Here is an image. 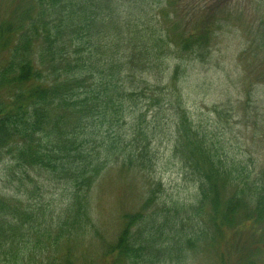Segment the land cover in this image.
<instances>
[{
  "label": "trees",
  "instance_id": "1",
  "mask_svg": "<svg viewBox=\"0 0 264 264\" xmlns=\"http://www.w3.org/2000/svg\"><path fill=\"white\" fill-rule=\"evenodd\" d=\"M18 1L0 24V159L8 156L14 185L13 199L0 197V264H74L70 248L65 255L56 248L65 234L73 240L98 235L86 197L100 174L118 161L147 159L145 144L134 150L125 144L119 160L120 142L107 130L99 133L96 123L107 110L122 117L147 94L144 85L128 89L166 43L154 42L136 13L146 14L147 0H30L22 9ZM118 121L111 118L110 127ZM174 121L172 154L194 184L193 204L164 209L158 223L132 216L106 253L131 264L176 263L202 236L209 239L206 232L229 228L226 245L239 252L238 264H260L258 253L264 264V169L251 178L247 166L223 160L220 144L207 143L183 112ZM43 175L71 190L70 204L59 213L28 203L41 196ZM230 252H221L220 264H230Z\"/></svg>",
  "mask_w": 264,
  "mask_h": 264
},
{
  "label": "rangeland",
  "instance_id": "2",
  "mask_svg": "<svg viewBox=\"0 0 264 264\" xmlns=\"http://www.w3.org/2000/svg\"><path fill=\"white\" fill-rule=\"evenodd\" d=\"M13 1L0 0V24L9 19ZM147 2L146 14L136 13L143 17V27L153 31L154 42L155 38L164 40L166 50L162 55L156 49L154 65L136 74V84L128 89L139 91L144 85L147 94L127 109L124 104L122 117L107 110L96 123L99 133L107 130L113 142L114 138L120 142L119 160L125 144L127 150L145 144L147 159H136L132 165L118 161L100 174L86 197L98 235L90 233L85 239L73 240L65 234L56 248L59 255L70 248L74 264H131L125 257L106 253L105 246L120 237L132 216L153 217L158 223L164 209L193 204L194 184L181 160L172 154L174 118L181 112L207 143L220 144L216 152L223 160L247 166L251 178L264 169V0ZM29 3L19 0L17 7ZM113 117L119 121L110 127ZM7 157L0 159V197L12 198L14 185L7 176ZM46 179L45 175L40 179L41 196L30 197L28 203L59 213L70 204L71 190ZM206 234L209 239L202 236L200 244L185 249L183 260L171 263L165 259L159 264H220L225 250L231 251L226 255L230 264H238L239 252L226 245L233 230L221 228ZM246 250L250 252L249 246ZM257 257L261 264V254ZM136 263L142 264V260Z\"/></svg>",
  "mask_w": 264,
  "mask_h": 264
}]
</instances>
